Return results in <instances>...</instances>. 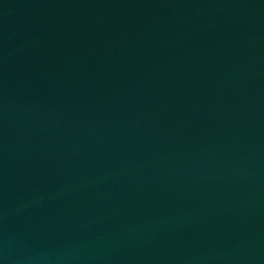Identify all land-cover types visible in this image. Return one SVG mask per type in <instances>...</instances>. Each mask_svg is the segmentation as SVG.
<instances>
[{
    "label": "water",
    "instance_id": "obj_1",
    "mask_svg": "<svg viewBox=\"0 0 264 264\" xmlns=\"http://www.w3.org/2000/svg\"><path fill=\"white\" fill-rule=\"evenodd\" d=\"M0 264H264V0H0Z\"/></svg>",
    "mask_w": 264,
    "mask_h": 264
}]
</instances>
